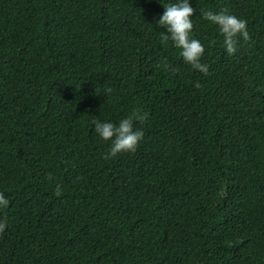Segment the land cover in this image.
<instances>
[{
  "label": "trees",
  "instance_id": "trees-1",
  "mask_svg": "<svg viewBox=\"0 0 264 264\" xmlns=\"http://www.w3.org/2000/svg\"><path fill=\"white\" fill-rule=\"evenodd\" d=\"M165 2L0 0V264H264V0H191L207 74ZM202 9L250 38L227 54ZM133 108L144 137L104 159L93 121Z\"/></svg>",
  "mask_w": 264,
  "mask_h": 264
},
{
  "label": "clouds",
  "instance_id": "clouds-1",
  "mask_svg": "<svg viewBox=\"0 0 264 264\" xmlns=\"http://www.w3.org/2000/svg\"><path fill=\"white\" fill-rule=\"evenodd\" d=\"M161 5L163 11L154 22L164 29L161 33L162 40L171 41L173 47L179 49V56L184 63L202 74H207L208 65L201 62L204 44L192 36V16L196 11L193 3L191 0H167ZM200 15L202 19L216 26L218 33L222 36L224 51L229 55L237 51V37L245 41L250 38L246 19L227 9L219 11L202 9ZM194 86H198V83ZM110 91L111 89H106V92ZM147 117L146 111L133 108L127 115L116 121H93V130L97 137L110 141L107 152L102 154L103 158H111L120 152L134 153L144 137V131L141 128H135L134 122H143ZM59 190L60 187L57 185L56 191L59 192ZM8 204V198L0 193V209H6ZM5 227L6 220L0 217V230Z\"/></svg>",
  "mask_w": 264,
  "mask_h": 264
}]
</instances>
